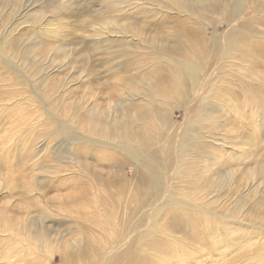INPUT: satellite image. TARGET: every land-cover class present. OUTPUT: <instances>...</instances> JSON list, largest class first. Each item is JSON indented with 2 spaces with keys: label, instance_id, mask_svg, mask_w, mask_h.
<instances>
[{
  "label": "rangeland",
  "instance_id": "374dc122",
  "mask_svg": "<svg viewBox=\"0 0 264 264\" xmlns=\"http://www.w3.org/2000/svg\"><path fill=\"white\" fill-rule=\"evenodd\" d=\"M0 264H264V0H0Z\"/></svg>",
  "mask_w": 264,
  "mask_h": 264
},
{
  "label": "bare ground",
  "instance_id": "6f19581e",
  "mask_svg": "<svg viewBox=\"0 0 264 264\" xmlns=\"http://www.w3.org/2000/svg\"><path fill=\"white\" fill-rule=\"evenodd\" d=\"M213 75H215V74H213ZM211 80V79H210ZM193 90H194V93H193V96H196L197 95V97L196 98H198L199 96L201 97V94H200V88H201V84H199V82L196 80V79H194L193 81ZM211 82V81H210ZM195 98V97H194ZM159 205L160 204H158V205H156L155 206V210L153 209L152 210V216H151V218H152V221L153 222H151V224L153 225V223L154 222H156V221H158V219L160 218V216L162 215V212H163V209H164V207H159ZM163 205H167V204H165V203H163ZM183 204H180V203H178V204H176L175 205V207H179V206H181V208H183L184 206H182ZM142 230V229H141ZM138 231V232H137ZM136 231V233H135V236L136 235H138V234H141L142 232L141 231H139V230H137ZM123 245V244H122ZM122 247V246H121ZM123 248V247H122ZM119 249V248H118ZM108 262V259L105 261V263H107Z\"/></svg>",
  "mask_w": 264,
  "mask_h": 264
}]
</instances>
